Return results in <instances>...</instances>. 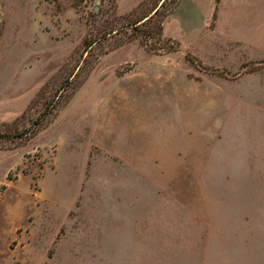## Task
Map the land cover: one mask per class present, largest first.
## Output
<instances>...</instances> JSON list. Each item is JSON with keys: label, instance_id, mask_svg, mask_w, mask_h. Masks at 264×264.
I'll use <instances>...</instances> for the list:
<instances>
[{"label": "rangeland", "instance_id": "rangeland-1", "mask_svg": "<svg viewBox=\"0 0 264 264\" xmlns=\"http://www.w3.org/2000/svg\"><path fill=\"white\" fill-rule=\"evenodd\" d=\"M0 264H264V0H0Z\"/></svg>", "mask_w": 264, "mask_h": 264}, {"label": "crops", "instance_id": "crops-1", "mask_svg": "<svg viewBox=\"0 0 264 264\" xmlns=\"http://www.w3.org/2000/svg\"><path fill=\"white\" fill-rule=\"evenodd\" d=\"M129 79H131V78H129ZM139 79V81H140V78H138ZM138 79L136 80V79H131V80H136L137 82H138ZM127 80V79H126ZM156 80V79H155ZM130 81V80H129ZM136 83V82H135ZM143 84V81L141 82V84H139V82H138V88L137 89H134V90H132V92H138V93H140V90L142 89L141 88V85ZM176 87H177V85L174 87V93H173V97H172V99H176V95H177V97H178V93H179V88L177 87V89H176ZM132 88H134V87H132ZM177 93V94H176ZM180 94V93H179ZM188 94V92L185 94V95H187ZM154 97H155V95H154ZM153 97V98H154ZM177 100H179V97H178V99ZM170 130V129H169ZM170 135V134H169ZM163 140V139H162ZM174 141H176V148H172V146H173V143H174ZM183 140H182V138H180L179 137V135L176 133V132H172V135L171 136H168V138H167V142H171L172 143V146L171 147H169V148H165L164 150H166L167 149V151L166 152H164V153H168L167 155H168V157H171L170 159H171V161L169 162V163H165V164H173V165H179V164H184V165H192V164H195V162H194V159H192L191 158V154H194L193 153V145L191 146L189 143H188V141H189V139L188 140H186L185 139V141H186V144H184L183 142H182ZM182 143V145L180 146V144ZM163 150V149H162ZM227 150L228 149H226V148H224L222 151L225 153V155H226V152H227ZM117 151V150H116ZM122 152H119L120 154H118L119 155V158H123L124 160H127V163L129 164V165H134V166H141V165H143L144 164V166L145 165H147L148 163H150V162H148V161H146L147 160V158H146V156H145V158L143 159V164H142V156H140V154L139 153H137V152H135V153H133V152H131L130 151V149H128L127 151H124V150H121ZM234 151H235V149H234ZM251 150L250 149H248V153L250 152ZM251 152H253V151H251ZM251 152L248 154L250 157H253L252 155H251ZM163 153V154H164ZM209 154V153H208ZM204 155V154H203ZM227 155H230V154H227ZM231 156V155H230ZM118 157V156H117ZM205 158V157H204ZM203 158V159H204ZM231 158H233L232 156H231ZM150 159H158V158H150ZM169 159V160H170ZM180 160H182L181 162H180ZM151 163H154V162H151ZM156 163H159V164H163V163H160V162H158V161H156ZM253 179V178H252ZM241 192H236L235 194H236V196H238L237 194H240ZM240 197V196H239ZM140 208H141V201H140ZM140 212H141V210H140ZM243 210L242 211H239L238 213L239 214H237V217H236V225H237V222H238V220L241 222V223H244V224H247V226L248 225H252V227H251V229L252 228H255V229H257L258 228V223H255L256 221H252L253 220V216H252V214H253V211H249V212H243ZM246 215H250V217H248V216H246ZM141 229H143V230H147V228H146V224L145 223H143V226L142 227H140ZM258 230V229H257ZM256 241V248H257V250L255 249V247L254 248H252V253H250V255L248 256L249 258H252L253 256H255V255H257L258 256V245H259V243H257L258 241H259V239H257V240H255ZM255 259L256 258H253V260L251 259V261H250V263H252V261H255Z\"/></svg>", "mask_w": 264, "mask_h": 264}, {"label": "trees", "instance_id": "trees-1", "mask_svg": "<svg viewBox=\"0 0 264 264\" xmlns=\"http://www.w3.org/2000/svg\"><path fill=\"white\" fill-rule=\"evenodd\" d=\"M162 5V4H161ZM159 5L158 4H155V6L153 7V12L152 11H150L149 13H147V14H145L144 16H142V17H140V18H138V19H136L133 23H132V25H134V27L136 28L137 26H140V25H143V24H145L147 21H149L152 17H153V15L158 11V9H159V7H158ZM150 13H152V14H150ZM136 24V25H135ZM137 29V28H136ZM140 33L142 34V35H144V36H147V33L143 30V31H140ZM92 43H93V41H91V40H86L85 39V45H86V48H89V46H91L92 45Z\"/></svg>", "mask_w": 264, "mask_h": 264}, {"label": "water", "instance_id": "water-1", "mask_svg": "<svg viewBox=\"0 0 264 264\" xmlns=\"http://www.w3.org/2000/svg\"><path fill=\"white\" fill-rule=\"evenodd\" d=\"M98 2V1H97Z\"/></svg>", "mask_w": 264, "mask_h": 264}]
</instances>
